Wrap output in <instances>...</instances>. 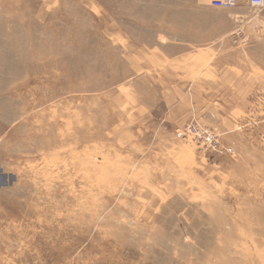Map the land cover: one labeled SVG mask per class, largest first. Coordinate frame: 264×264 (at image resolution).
<instances>
[{"label": "rangeland", "instance_id": "rangeland-1", "mask_svg": "<svg viewBox=\"0 0 264 264\" xmlns=\"http://www.w3.org/2000/svg\"><path fill=\"white\" fill-rule=\"evenodd\" d=\"M209 1L0 0V264H264V9Z\"/></svg>", "mask_w": 264, "mask_h": 264}, {"label": "built area", "instance_id": "built-area-1", "mask_svg": "<svg viewBox=\"0 0 264 264\" xmlns=\"http://www.w3.org/2000/svg\"><path fill=\"white\" fill-rule=\"evenodd\" d=\"M209 6L213 9H218V10H224V11H232L238 7H249L251 9L255 10H262L264 9V0H210L209 1ZM200 125L198 126H188L186 127L185 133L192 135L197 134V131L200 130ZM203 129H206L204 127H201ZM212 134H214L212 132ZM212 140L216 142V137L215 135L211 137H206L205 141L203 142L205 145L202 148L208 147L209 145L212 144ZM218 145V144H217ZM219 146V145H218ZM222 146L218 147V151ZM200 148V149H202ZM222 150V149H221Z\"/></svg>", "mask_w": 264, "mask_h": 264}, {"label": "bare ground", "instance_id": "bare-ground-1", "mask_svg": "<svg viewBox=\"0 0 264 264\" xmlns=\"http://www.w3.org/2000/svg\"><path fill=\"white\" fill-rule=\"evenodd\" d=\"M203 131H206V132H208V130H203V129H200V130H198V131H197V135H199V136H201V137H202V136H204V135L202 134V132H203ZM209 132H210V131H209ZM213 135L217 136L216 134H212V132H210L209 134H208V133L206 134V137H208V136H209V137H211V138H212V136H213ZM204 137H205V136H204ZM218 145H219V144H218ZM220 145H221V144H220ZM220 145H219V146H220ZM220 149H222V150H223V148H220Z\"/></svg>", "mask_w": 264, "mask_h": 264}]
</instances>
